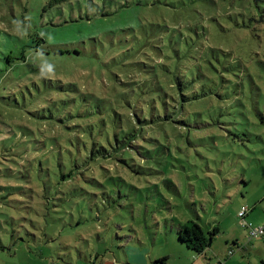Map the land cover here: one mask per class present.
Wrapping results in <instances>:
<instances>
[{
  "label": "rangeland",
  "instance_id": "rangeland-1",
  "mask_svg": "<svg viewBox=\"0 0 264 264\" xmlns=\"http://www.w3.org/2000/svg\"><path fill=\"white\" fill-rule=\"evenodd\" d=\"M47 3L0 0V264H264V0Z\"/></svg>",
  "mask_w": 264,
  "mask_h": 264
},
{
  "label": "trees",
  "instance_id": "trees-1",
  "mask_svg": "<svg viewBox=\"0 0 264 264\" xmlns=\"http://www.w3.org/2000/svg\"><path fill=\"white\" fill-rule=\"evenodd\" d=\"M66 1H68V0H48L47 5L52 7L54 5H59V4L64 3ZM250 20H251L250 22H251V25L253 26V28H256V27H258V25H260L258 22V18L256 16L251 15ZM29 41L34 43V45H33L34 49H32V50H34V52H36L35 50L37 49V46H39L42 42L41 38L36 36V35H32V38H30ZM29 49H31V48H29ZM16 59L21 60V61H25L24 51L21 52L20 56H18L16 58H12V60H16ZM12 60L10 59L9 62H12ZM160 122H162V121L160 120L159 123ZM91 214H93V213H91ZM96 216H97V212L94 214V217H96ZM91 218H93V217H91V215H90L89 217H84L83 220L87 221V219H91ZM218 231H219V229L217 227L212 228L210 231H205L197 223L189 220L186 223L180 225V227L178 229V240L181 243L185 244V246L188 249L195 251L198 254H201L208 247H210V244L213 241V237L215 234H217ZM166 259H167V257H163L161 259H156L153 261L152 264H166L165 263Z\"/></svg>",
  "mask_w": 264,
  "mask_h": 264
},
{
  "label": "crops",
  "instance_id": "crops-1",
  "mask_svg": "<svg viewBox=\"0 0 264 264\" xmlns=\"http://www.w3.org/2000/svg\"><path fill=\"white\" fill-rule=\"evenodd\" d=\"M125 263L126 264H147L146 263V258H145V254H146V250L143 249L142 247H140L139 249L137 248H132V247H127V248H123L122 250ZM153 262H151L152 264Z\"/></svg>",
  "mask_w": 264,
  "mask_h": 264
},
{
  "label": "built area",
  "instance_id": "built-area-1",
  "mask_svg": "<svg viewBox=\"0 0 264 264\" xmlns=\"http://www.w3.org/2000/svg\"><path fill=\"white\" fill-rule=\"evenodd\" d=\"M247 213H248V210L246 208H242L237 214L238 218L240 219L244 227L247 226L246 223L244 222V217L247 215ZM263 235H264V226L259 227V228L249 227V237L250 238H256L258 236H263Z\"/></svg>",
  "mask_w": 264,
  "mask_h": 264
},
{
  "label": "clouds",
  "instance_id": "clouds-1",
  "mask_svg": "<svg viewBox=\"0 0 264 264\" xmlns=\"http://www.w3.org/2000/svg\"><path fill=\"white\" fill-rule=\"evenodd\" d=\"M46 72L51 74L54 71V66L52 64H46ZM42 75L44 74V70L42 69Z\"/></svg>",
  "mask_w": 264,
  "mask_h": 264
}]
</instances>
